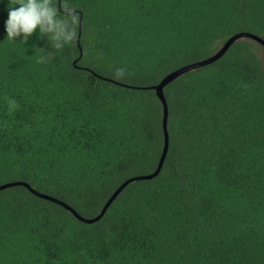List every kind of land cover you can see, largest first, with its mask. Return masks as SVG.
<instances>
[{
  "label": "trees",
  "instance_id": "obj_1",
  "mask_svg": "<svg viewBox=\"0 0 264 264\" xmlns=\"http://www.w3.org/2000/svg\"><path fill=\"white\" fill-rule=\"evenodd\" d=\"M7 2L0 186L26 183L85 219L156 170L152 87L234 34L264 40V0H71L77 38L56 50L36 32L8 41ZM163 94L157 175L124 187L91 224L24 186L1 189L0 264H264L263 47L239 39Z\"/></svg>",
  "mask_w": 264,
  "mask_h": 264
},
{
  "label": "clouds",
  "instance_id": "obj_2",
  "mask_svg": "<svg viewBox=\"0 0 264 264\" xmlns=\"http://www.w3.org/2000/svg\"><path fill=\"white\" fill-rule=\"evenodd\" d=\"M57 2L58 0H8L5 38L10 42L20 41L24 45L36 32L38 39L46 38L49 46L56 50L74 44L77 38V9L71 0H59V9ZM48 58V55H40L37 63H44ZM123 72L124 69H117L118 76ZM16 107L15 101L10 100L9 110Z\"/></svg>",
  "mask_w": 264,
  "mask_h": 264
},
{
  "label": "water",
  "instance_id": "obj_3",
  "mask_svg": "<svg viewBox=\"0 0 264 264\" xmlns=\"http://www.w3.org/2000/svg\"><path fill=\"white\" fill-rule=\"evenodd\" d=\"M242 38H248V39L254 40L258 44H260L263 47V49H264V40L263 39H261V38H259L257 36H254L252 34H248V33H238V34H234L233 36H231L221 46V48L217 52L213 53L211 56H209V57H207V58H205V59H203L201 61L194 62L192 64H188V65H186L184 67H181V68H179V69H177V70L169 73L156 86L152 87L153 90L156 93V96L159 98V100L161 102L162 110H163L162 131H163V137H164V145H163L162 154H161L160 160L158 162L157 168L150 175L140 176V177H134V178L128 179L123 184H121L115 190V192L110 196V198L108 199V201L106 202V204L102 208L101 212L96 217H94L92 219L82 218L81 216H79L73 209H71L66 204H64V203H62V202H60V201H58V200H56L54 198H51V197H48L46 195H42V194L36 192L32 188H30V186L28 184H26V183L18 182V183L7 184V185H4V186H0V190L1 189H4L6 187H10V186L21 185V186L26 187L32 194H34V195H36L38 197L43 198V199H46V200H49V201H52L54 203H57V204L61 205L67 211H69L80 222H83V223H86V224H91V223H94V222L98 221L103 216L104 212L106 211V209L108 208V206L111 204V202L113 201V199L120 193V191L124 187H126L127 185H129L130 183H132L134 181L147 180V179H150V178L154 177L155 175H157V173L159 172V170H160V168H161V166H162V164L164 162V159L166 157L167 150H168V134H167V104H166V100H165V97H164V94H163V88L167 84H169L170 82H172L174 79H176L177 77H179L181 74H184V73L189 72L191 70H194V69H197V68H200V67H203L205 65H208V64H211V63L215 62L217 59H219L227 51V49L232 45V43H234L235 41H237L239 39H242Z\"/></svg>",
  "mask_w": 264,
  "mask_h": 264
}]
</instances>
